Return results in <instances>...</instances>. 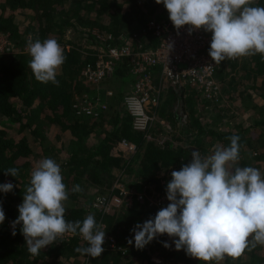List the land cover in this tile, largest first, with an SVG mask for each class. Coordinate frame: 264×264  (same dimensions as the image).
I'll return each mask as SVG.
<instances>
[{
	"label": "trees",
	"instance_id": "obj_1",
	"mask_svg": "<svg viewBox=\"0 0 264 264\" xmlns=\"http://www.w3.org/2000/svg\"><path fill=\"white\" fill-rule=\"evenodd\" d=\"M137 2L138 0H0V36L6 40L0 49V184L11 182L14 185L10 192H0V206L5 213V220L0 224V264H72L74 259L79 261V264H142V259L152 264L146 245L143 249H137L134 241L133 244L128 243L132 239L131 230L136 224L148 220L150 214L154 215L157 207L168 205L166 185L169 181L157 176V170L169 165H174L177 171L180 170L185 163V153L190 150L180 147V143L172 142L161 147L149 141L141 153L142 163L134 168L132 163L129 164L130 161L127 163L128 170L137 176L134 180L139 178L142 187L144 182H154L156 194L165 195V198L159 196L155 203L146 193L141 192L143 188L138 187V192L132 193L129 201L124 198L123 189L113 187L111 183L107 184L111 167L117 165L120 159V140L126 138L139 143L143 139L141 134L132 128L130 115L122 105L121 94L118 92L122 81H115V76L110 77L114 81L112 87L115 89V95L107 102L108 110L99 116L78 112L74 106L78 94L85 90L91 91L77 79L84 61L93 57L87 52L94 51L98 46L107 47L120 43L123 41L122 36H129L131 31L141 32L140 41L144 42L145 46L157 43L158 39L153 36L152 29L143 30V27L150 18L162 21L169 19V14L163 3L157 4L155 0L149 10L159 7L161 13L149 16L145 12H138L140 7ZM257 6L264 7V4ZM130 10L133 12L131 16ZM78 23L87 25L79 27ZM70 29L79 31L77 41L68 38L67 32ZM98 31L111 33L112 37L102 39L95 33ZM27 32L29 35L25 37L24 33ZM29 38L33 41L39 39L41 42L54 38L64 49L66 59L56 76L58 85L51 81L41 83L35 79L29 66V51L22 48ZM249 59L252 64H257L256 67L253 66V70H249L252 72V78L261 77V85L264 87V57L256 54L250 55ZM226 60L230 59L226 58L220 63L221 67L219 68V64L216 68L218 77L222 76L223 67L231 63V66L236 64L235 59L228 61L229 64ZM170 92L175 95L173 91ZM180 97L184 100L182 109L184 108L186 113V120L179 127L182 133H188L191 127L196 129L192 133L193 141L200 148L201 154L209 150L202 145L207 138H213L217 146L227 147L230 145L229 138L238 135L240 159L236 166L252 167L264 162V132L260 129V126L264 125L263 116H254L247 126H235L225 131L216 128L207 130L201 116L195 113L196 108H193L198 103L194 91H185ZM201 100L218 103L214 99ZM112 106L115 108L109 111ZM170 111L171 115H168L161 109V115L176 127L179 116L175 113L178 111ZM13 124L17 125V131H13ZM254 130L257 135L248 137ZM200 134H204L203 137ZM249 139H254L255 144L249 147L248 151H243L244 147L250 144ZM37 149L40 152H37ZM63 151L65 158L60 155ZM244 154L246 156L243 158ZM43 158H52L60 165L63 182L69 193L65 202L67 221L82 222L93 210L98 222L102 213L99 207L93 204L96 199L101 196L109 199L111 196H117L121 200L120 205L102 214V218L105 231L114 235L117 243L125 247V251L123 248H104L102 255L92 258L76 251L78 247L88 246L82 236L65 234L53 244L41 249L39 255L33 256L29 253L21 225L13 224V221L19 215L17 206L23 201L26 187L30 186L31 172ZM251 159H254V165ZM12 167L19 170L16 177L5 174L7 169ZM235 167H232L230 172H234ZM86 184H90L94 190L91 188L88 191L81 189L79 192H72L73 186L79 185L82 188ZM139 193L142 194L141 197H138ZM163 242L165 241L159 237L154 238L156 245H162ZM262 248L257 245L250 251L245 250L251 263L264 264ZM162 255L166 256L167 252ZM226 258L230 259L228 256ZM183 260L191 259L185 256ZM192 264L208 262L195 259Z\"/></svg>",
	"mask_w": 264,
	"mask_h": 264
},
{
	"label": "clouds",
	"instance_id": "obj_2",
	"mask_svg": "<svg viewBox=\"0 0 264 264\" xmlns=\"http://www.w3.org/2000/svg\"><path fill=\"white\" fill-rule=\"evenodd\" d=\"M163 3L176 29L185 25L211 32L209 56L216 64L227 59L260 54L264 57V7L251 6L252 0H155ZM29 66L41 83L58 85V69L66 57L54 38L29 39ZM171 47V45H169ZM227 147L217 146L213 154L203 157L198 150L180 170L171 172L166 185L169 201L154 218L136 224L134 237L128 241L143 249L161 234L173 240L176 250L184 249L197 260L222 261L225 256L239 258L245 250L264 245V176L254 167L234 168L240 159V137L233 135ZM15 167L6 175H18ZM11 182L0 184V192L13 189ZM81 188L75 185L72 192ZM69 193L61 168L52 158L40 160L31 172L30 186L18 205L20 224L28 251L37 256L65 234L82 236L87 247L77 252L97 258L105 251V231L94 214L83 221L65 219V202ZM5 213L0 206V224ZM15 235V232H13ZM251 238V239H250ZM164 247H169L163 242Z\"/></svg>",
	"mask_w": 264,
	"mask_h": 264
},
{
	"label": "built area",
	"instance_id": "obj_3",
	"mask_svg": "<svg viewBox=\"0 0 264 264\" xmlns=\"http://www.w3.org/2000/svg\"><path fill=\"white\" fill-rule=\"evenodd\" d=\"M190 27L185 25L176 29L169 19L158 21L150 18L143 30L152 29L153 36L158 39L155 45L145 46L144 42L140 41L141 32L131 31L129 36H122L123 41L120 43L107 47L98 46L94 51L87 52L93 57L84 61L77 79L91 91L85 90L76 96L74 106L77 111L99 116L106 110L107 102L115 93V89L104 79L117 75L115 61L123 62L126 68L120 73L123 77L129 76L130 80H122L118 91L122 105L130 115L131 126L140 132L143 139L165 147L163 144L166 135L161 132L168 133L171 128L170 123L159 112L162 100L169 91L180 96L185 91L193 90L199 99H214L218 102L222 97V83L216 75L218 65L209 56L210 34L203 28H193L189 32ZM95 33L102 39L112 37L111 33L107 32ZM5 42L4 38L0 49ZM181 119L183 122L186 120L184 111H181ZM166 140L167 144H175L169 136H166ZM119 144L128 153L132 152L131 154L138 149L137 143L126 138H122ZM112 186L120 188L117 184ZM141 196L139 193L138 197ZM118 202L117 196H111L110 199L101 196L93 204L98 206L104 215ZM102 214L97 224L105 231ZM131 237H134V232ZM103 247L112 250L123 248L125 251V247L117 243L114 235L106 231Z\"/></svg>",
	"mask_w": 264,
	"mask_h": 264
},
{
	"label": "rangeland",
	"instance_id": "obj_4",
	"mask_svg": "<svg viewBox=\"0 0 264 264\" xmlns=\"http://www.w3.org/2000/svg\"><path fill=\"white\" fill-rule=\"evenodd\" d=\"M151 3L154 4L153 0H138L137 5L140 7V11L138 12H145L149 16L151 15L156 16L159 13H161V10L159 7L151 8V10H149ZM257 4H264V0H252L251 6H257ZM129 7H130V4H129ZM138 12L136 13L134 12V13L137 14ZM132 13L133 12H131L130 10V16ZM85 25L87 24L78 23L79 27H82ZM209 34H210V40H211V32H209ZM28 35H29L28 32L24 33L25 37H28ZM67 35H68V38L74 39L75 41L79 39L78 30L70 29L67 32ZM0 38H1L0 44L2 45L4 37L3 38L0 37ZM27 44L22 46V48L25 51H28ZM234 59H235L236 64L231 66L232 64L231 63L230 65L225 66L226 68L223 67L222 76H220L222 77V79H220L219 77L222 83L221 100L217 104H213L210 102H203L201 99L198 98L197 105H194L193 107V108H196L195 113L201 116V119L205 123V127L207 130L216 128L220 131H225L235 126H242V125L247 126L249 123H251L252 118L254 116L264 117V96H263L264 87L263 85H261V77L257 79H253L251 75L252 72L249 71V70L254 69L253 66L254 67L257 66L256 62L252 64L250 62L249 56L237 57V58L230 59L228 61H233ZM228 61L226 60L225 62L229 64ZM115 66L117 67V70H118L117 75H114L116 77L115 81L130 80L129 76L123 77V75L120 73L121 70L124 68L122 62L115 61ZM220 67H221V64L219 65V68ZM59 71L60 69H58V73ZM263 76L264 74H262V78ZM110 77L111 76L107 77L106 79H104V81H107L109 86H114V81ZM156 77H157V74L154 75V78ZM121 86L122 85H120L119 87ZM183 105H184V100L179 95L175 94L173 96V94H171V92L169 91L164 96L162 100V105H161V109L163 110V112L165 114L167 113L168 115H171V111H170L171 109L177 110L178 112H176L175 115L179 117H178V124L176 127L171 122H169V120L167 119V121L170 123L171 131H169L168 133H165L164 131H162L161 134L171 137V139L175 141V143H180V147L182 148L186 147L187 149L190 150L187 153H185L186 157H185L184 164H188L191 160V152L193 150H198L200 152V148H198L193 141L194 135L192 133L196 129L191 127L190 128L191 130L189 129L188 133H182L181 128L179 127V125L184 123L183 120L181 119V111H183L184 109V108L182 109ZM114 108L115 107L112 106L109 111H111ZM161 109L159 112L160 115H161ZM261 128H262V131L264 132V125L260 126V129ZM12 129L13 131H17L18 130L17 125L13 124ZM138 133L140 134V132ZM246 133H247V129H246ZM198 134L199 133H196V135ZM200 135L203 137L204 134H200ZM256 135H257V131L254 130V132L249 133L248 137H255ZM166 136H165V140L163 144L164 146H167ZM176 137H178L179 140L176 139ZM205 137H208V135H205ZM35 141H37V139H35ZM204 141L205 142L202 145L206 148L208 147L209 150L203 154L201 153L200 154L203 157H206L208 155L213 154L215 148L217 147V142L215 140L213 141V138L211 140L210 138L209 139L207 138V141L206 140ZM249 141H250V144L248 146H245L244 147L245 150L243 151H248L247 149L251 147L253 144H255L254 139H249ZM148 143H149L148 140L141 139L140 142L137 143L138 149L133 154H129L128 151H125V149H121V152H119L118 154L120 156V159L118 160L117 165H113L111 167L110 176H108L107 178V184L108 183L109 184L111 183V185L117 184L118 187L124 190V198L129 199V201L131 200L130 195L132 193L138 192L136 190V188L138 187L143 188L141 192L146 193L147 197L150 198L155 203L157 201V197L162 196L165 198V195L156 194L157 190L155 188L154 182L152 183L144 182L145 185H143L142 187L141 181L138 180L139 178L137 180H134V177H137V176L134 174L133 171L128 170L129 164L132 163V166L136 168L142 163L141 153L144 151ZM37 152H40V150L37 149ZM245 154L247 155L248 153H245ZM245 154L243 155V158L246 156ZM60 155L62 158H65L64 156H66L64 151ZM126 160L128 162H126ZM250 161L251 163L253 162V165L255 164L254 159L253 160L251 159ZM127 163L129 164L127 165ZM235 166H230L229 171L232 167H235ZM252 167L257 168L261 172V175L264 176V162H259L258 164H256V166H252ZM174 170H177L174 165L161 167L160 169L157 170V176L163 177V179L170 181L171 172ZM91 188L93 187L90 184H86L85 186H82L81 189L84 191H88V189H91ZM93 190L94 188L92 189V191ZM120 204H121V200H119L118 204L116 205L118 206ZM163 207H166V206L162 204L159 207H157L155 210L156 211L155 214L154 215L150 214L148 219L154 218L156 213ZM89 214H95V212L92 210L88 213V215ZM157 237H159L160 240L167 242L169 244V247L166 248L164 247L163 244L162 245L154 244V239L150 241L146 245V250L151 255L150 262H152V264H192L193 261L196 259L188 255L183 248L180 250L175 249L173 240L178 239V238L169 237L167 234H161V235H158ZM259 246L263 247L262 249L264 250V245H259ZM165 251L167 252V255L163 256L162 253ZM185 256H188L191 260L184 261L183 257ZM230 259L226 258L225 256V258L222 261H219V262L215 261V263H213V261H209L208 264H226V263L227 264L229 263L230 264H253L250 262L251 260L250 257L246 256V252H244V255L242 254L241 257L239 258L233 259L230 257ZM226 261H228L229 263ZM140 262H142V264H148V262L145 259L140 260ZM79 263H80L79 261L74 259L72 264H79Z\"/></svg>",
	"mask_w": 264,
	"mask_h": 264
},
{
	"label": "crops",
	"instance_id": "obj_5",
	"mask_svg": "<svg viewBox=\"0 0 264 264\" xmlns=\"http://www.w3.org/2000/svg\"><path fill=\"white\" fill-rule=\"evenodd\" d=\"M113 95H115V93H114ZM111 97H112V96H111ZM111 97H110V98H111ZM110 98H109V100H110Z\"/></svg>",
	"mask_w": 264,
	"mask_h": 264
}]
</instances>
